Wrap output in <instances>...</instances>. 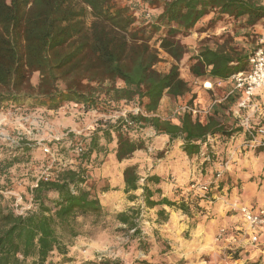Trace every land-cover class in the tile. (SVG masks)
I'll return each instance as SVG.
<instances>
[{"label": "trees", "instance_id": "trees-1", "mask_svg": "<svg viewBox=\"0 0 264 264\" xmlns=\"http://www.w3.org/2000/svg\"><path fill=\"white\" fill-rule=\"evenodd\" d=\"M207 17L211 24L243 20L244 27H255L264 21V2L0 0V108L54 111L74 104L97 113L117 112L115 119L97 123L89 137L70 133L67 139L49 145L59 157L72 153L74 161L27 189L32 198L30 210L17 214L0 203V264L73 262L69 248L84 234L86 220L91 218L97 225L108 216L101 195L118 190L93 178L98 162L109 155L122 163L135 153L148 152L156 139L167 138L168 144L180 142L181 150L194 157L205 148L208 151L212 139L231 138L243 131L238 120L236 127L221 123L218 117L226 110L223 103L213 106L205 123L189 114L174 120L158 116L165 95L177 98L191 92L179 72L178 64L189 53L180 37ZM263 46L259 43L246 54L202 46L191 56L190 72L202 83L227 81L247 70L250 58ZM159 50L177 63L168 73L154 69L160 62ZM34 75L39 77L36 85ZM102 95L140 111L122 114L103 105ZM237 98L236 94L228 97ZM31 148L24 147L15 159L0 161L1 180H9L12 168L30 155ZM258 152L264 154V148ZM206 156L204 165L215 167V155ZM138 168L133 164L123 169L124 193L129 201L141 199L145 209L159 208L158 219L164 221L168 219L166 208H177L189 218L205 215L208 204L230 183L224 178L212 182L204 193L192 189L195 184L190 183L177 187L173 196L163 197L161 178L151 174L141 179ZM13 189L8 183L1 186L4 191ZM138 191L140 195H136ZM144 208L132 207L114 219L127 236V249L148 255L150 237L143 234L138 222Z\"/></svg>", "mask_w": 264, "mask_h": 264}, {"label": "rangeland", "instance_id": "rangeland-1", "mask_svg": "<svg viewBox=\"0 0 264 264\" xmlns=\"http://www.w3.org/2000/svg\"><path fill=\"white\" fill-rule=\"evenodd\" d=\"M244 24L243 20L211 24L207 17L187 35L180 37L181 42L188 47L189 53L178 64L179 72L191 92L177 98L165 95L160 104L159 117L168 120L176 119L175 110L185 102L196 101L204 109H208L213 103H223L226 110L222 112L224 116L218 118L227 127L232 125L236 127L238 121L240 123L239 116L246 114L252 115L251 126H264V94L258 102L259 110L257 112L249 110L244 114L238 113L237 99L224 98L229 89L220 86L219 83H214L212 87L216 96L208 95L207 100L201 103L197 101V98L198 92L203 91L204 85L190 72L191 66L194 64L191 56L197 53L202 46H209L213 49L226 47L243 54L250 53L264 37V21L255 27H244ZM159 54L160 62L154 69L160 73H168L177 63L166 52L159 50ZM38 78V75H34L32 83L36 85ZM109 99L110 97L102 95L99 100L111 109L123 111L122 114L126 111L140 109L137 106H126L123 102L113 103ZM215 99L218 101H214ZM116 114L117 112L87 111L85 108L74 106V104H67L54 111L0 108V161L15 159L24 147H32L30 155L24 156L23 161L12 168L9 180L0 179V193L4 196L3 199H0V203L14 209L17 214L30 210L32 198L27 189L34 187L37 180L46 174L50 175L52 171L74 161L72 153H64L62 157H59L57 150H53L49 145L67 139L70 133H74L78 137H89L97 123L104 119H115ZM210 115L211 113L207 118ZM147 133L149 136L152 135L149 131ZM239 137L241 138L238 141ZM248 138L243 130L231 138L212 139L211 144L208 145L209 150L207 151L205 148L203 151L205 158L208 156L206 153L215 155L216 162L212 170L204 165V161L193 160L191 157H179V142L164 145L160 140L151 146L148 152H138L131 159L122 163L118 162L114 156H108L99 161L93 172L95 182L106 181L111 185V188L118 190L111 191V195L102 198L106 205L107 218L97 225L91 223V218L86 220L84 234L75 239L69 248L68 257L73 259V262L67 264L87 262L103 264L107 261L118 264H141V261H145L146 264H260L258 258L251 260L245 258L242 253L245 250L243 247L229 244L231 235L239 237L242 232L238 229L241 227L239 207L245 206L237 202L239 190L234 192V199L230 195L232 188L237 187V181H240L235 173L249 170L250 165L246 162L247 155L260 154L258 152L260 148L253 149L247 146ZM173 157H177L176 165H179L177 168L182 175L181 179L189 180L187 183H194L195 187L200 185L210 187L212 182L215 183L223 178L224 181L230 182L225 186L226 193L222 190V193L217 194L214 201L208 204L205 215L196 214L198 218H195L196 215L189 218L177 208H169L171 212H168L166 208L168 219L159 220L157 216L159 208L145 209L141 199L129 201L127 195L120 188L123 182V169L125 166L133 164L139 166L138 173L141 179L151 174L164 173L167 183H173ZM225 164H227L226 170L219 179H216L221 165ZM6 183L10 186L13 185L14 189L12 191L1 190V186H6ZM195 187L193 185L192 189L204 193ZM140 194L141 191L136 192V195ZM139 205H142L144 211L138 222L143 234L150 237L151 242L148 255H144L141 250L127 249V236L124 232L119 231L121 226L114 219L117 213ZM235 214H239V216L233 217L236 216ZM80 220L82 221L83 218ZM258 242L253 241L254 245ZM245 245L247 247L251 244L248 242ZM255 250L257 248H251L250 252Z\"/></svg>", "mask_w": 264, "mask_h": 264}, {"label": "built area", "instance_id": "built-area-1", "mask_svg": "<svg viewBox=\"0 0 264 264\" xmlns=\"http://www.w3.org/2000/svg\"><path fill=\"white\" fill-rule=\"evenodd\" d=\"M264 2V0H262ZM261 44H264V37L261 39ZM233 83V88L229 94H236L238 96L237 112L247 113L246 111L252 110L257 112L259 110V100L257 99L259 93H264V46L257 49L250 58L249 67L247 70L240 72L229 79ZM222 84L223 82L218 81ZM212 82H204L205 89H212ZM215 103H213L208 109L200 107L196 102L182 103L174 112V116L189 114L194 120H198L201 123L206 121L207 116L211 113V110ZM140 111H134L138 113ZM123 114H126L123 113ZM240 126L243 128L245 134L249 137L246 141L248 147L256 149L264 147V126H251L252 115L246 114L239 116ZM81 152V150H80ZM227 167V164L221 165L220 170L217 172L216 179H219ZM50 175L46 174L44 179H48ZM195 187V186H194ZM199 191L206 192L209 188L207 185H200L195 187ZM239 212L243 216L245 222L248 224L251 231L255 234L253 241L258 242V236L256 233L264 227V205L257 209L250 208L248 206L239 207Z\"/></svg>", "mask_w": 264, "mask_h": 264}, {"label": "crops", "instance_id": "crops-1", "mask_svg": "<svg viewBox=\"0 0 264 264\" xmlns=\"http://www.w3.org/2000/svg\"><path fill=\"white\" fill-rule=\"evenodd\" d=\"M220 86H223L224 88L229 89V91L226 92V96L224 98H228L229 95H235V94H229L233 88V83L230 80L224 81ZM214 92L215 91H214L213 87L210 90L203 88V91L198 92L197 101H199L201 103L205 102L207 100V96L208 95L211 96V94H213V96L215 97L216 94ZM263 94L264 93H261V92L259 93V96L257 98L259 101L262 99ZM214 101H218V100L215 99ZM237 102H238V98H237ZM240 138L241 137L238 138V141ZM159 140L161 142L163 141L164 145L168 144L167 138H158V139H156L155 144ZM178 146L180 147L178 156L181 158L182 157L188 158L189 156H187L181 150V143L180 142H179ZM203 151H204V149H203ZM110 156H114V155L112 154V155H109V157ZM191 158L193 160L197 159L200 162L205 161V157H204L203 152L200 155H196V156H194V158L193 157H191ZM177 162H178L177 157H173L172 158V164H173V167H172V174L173 175L172 176L174 177L173 183H167V180L165 179L166 175H164V173H162V174L157 173V176L160 177L162 180L159 187L163 190V197L173 196V192L177 187H185L190 183V182L187 183L189 180L183 181L181 179L182 175L180 174L179 168H177V166H179V165H176ZM244 162H245V160H244ZM246 162L250 165V167H248L249 170L243 171L241 173H235V176L240 181H237V185H236L237 187L232 188L230 195L232 196L231 198L234 199L233 198L234 192H237L239 190V194L237 197V202H239V204L248 206L250 208H258V207H261L262 205H264V154L260 153L258 155H250V156L247 155ZM210 170H212V168H210ZM207 177H208V175H207ZM122 179H123V177H122ZM120 188L124 192V182L121 183ZM189 190H190V188H187V191H189ZM113 191H117V190H113ZM223 192L226 193V188L223 189ZM106 195H111V191L101 195V197H100L104 208L106 205L103 203L102 198ZM237 202H235V203H237ZM216 204H218V203H216ZM167 210H168V212H171L170 211L171 209L167 208ZM235 215L236 216H233V217L239 216V214L238 215L235 214ZM240 217H241V222H240L241 227H239L238 229H240L242 232L240 233L239 237H238V235H236V236L231 235L230 239H229L230 240L229 244H237L238 246L243 247L245 250L242 253L244 254L245 258H247L249 260L254 259V258H258V260H260V264H264V227H262L260 229V231H258L256 233V235L258 236L259 242L254 245L253 236L255 234L251 231L249 226L244 222L243 216L240 215ZM195 218H198V215H196ZM219 220L222 221L221 219H219ZM248 242L251 245L246 247L245 244ZM250 247L253 249L257 248V250H255L254 252H250V249H251Z\"/></svg>", "mask_w": 264, "mask_h": 264}]
</instances>
